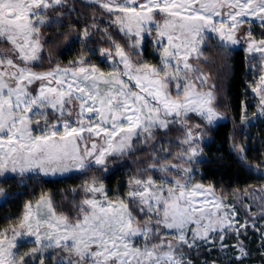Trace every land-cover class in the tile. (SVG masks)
Returning <instances> with one entry per match:
<instances>
[{
	"label": "snow or ice",
	"instance_id": "1",
	"mask_svg": "<svg viewBox=\"0 0 264 264\" xmlns=\"http://www.w3.org/2000/svg\"><path fill=\"white\" fill-rule=\"evenodd\" d=\"M29 194L0 264H264V0H0V203Z\"/></svg>",
	"mask_w": 264,
	"mask_h": 264
},
{
	"label": "trees",
	"instance_id": "2",
	"mask_svg": "<svg viewBox=\"0 0 264 264\" xmlns=\"http://www.w3.org/2000/svg\"><path fill=\"white\" fill-rule=\"evenodd\" d=\"M242 55V54H237ZM217 140H219V137L217 138ZM210 147L213 149L212 153H209V160L213 161L212 163L207 164L206 166H202V171L204 172H211L213 169H218V172H216V175H219L221 172H226L227 175L225 176V179H227V176H236V175H244V173L240 172V169L236 166V165H230V157L227 154V146L225 145L223 149H221V151L223 152V159H224V163L223 164H217L215 163V154H214V150L216 148V145H210ZM206 151H208V149H206ZM122 175V173H117L116 176L112 177L111 180L105 181L106 184H115L116 180L118 179V177ZM63 185L57 184L55 187L59 188L62 187ZM46 187L48 188H52L53 185H47ZM12 189L15 190V185H12ZM40 193V189H37L35 192V195H39ZM31 198V194L27 195V196H22L19 197L18 199H16L15 201H11L9 202L7 205L0 203V225L3 224V215L6 212H11L13 215L17 214L21 208L22 205V201L24 199H29ZM56 200H59V193H57L54 197ZM59 208V205L57 206Z\"/></svg>",
	"mask_w": 264,
	"mask_h": 264
}]
</instances>
